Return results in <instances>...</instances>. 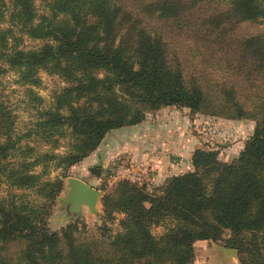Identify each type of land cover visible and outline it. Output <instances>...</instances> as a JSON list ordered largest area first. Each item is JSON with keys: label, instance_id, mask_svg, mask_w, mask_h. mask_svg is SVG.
I'll return each instance as SVG.
<instances>
[{"label": "trees", "instance_id": "obj_1", "mask_svg": "<svg viewBox=\"0 0 264 264\" xmlns=\"http://www.w3.org/2000/svg\"><path fill=\"white\" fill-rule=\"evenodd\" d=\"M43 1L39 14L34 0H0V76L15 71L21 84L36 86L45 71L65 84L22 135L0 102V191L5 184L12 190L0 198V264H193L200 241L237 250L239 264H264V3L227 0L229 9L211 12L219 0ZM154 20L185 31L196 60L171 51ZM259 22L263 31L245 39L228 25ZM22 36L44 43L26 51ZM165 107L256 126L229 163L197 150L192 172L151 192L120 182L102 198L98 235L78 221L50 230L63 183L44 180L48 169L66 172L109 132ZM29 138L47 151L22 144ZM116 215L122 218L112 234ZM156 227L164 230L158 237Z\"/></svg>", "mask_w": 264, "mask_h": 264}, {"label": "rangeland", "instance_id": "obj_2", "mask_svg": "<svg viewBox=\"0 0 264 264\" xmlns=\"http://www.w3.org/2000/svg\"><path fill=\"white\" fill-rule=\"evenodd\" d=\"M121 1L127 4L126 0ZM261 1L264 3V0ZM34 4L39 14L46 11L43 0H34ZM211 8V12H223L229 9V2L219 0L212 3ZM159 22L151 21V25L162 34L168 48L177 52L186 61L194 62L196 59H192L189 55L196 46L194 41L185 31L179 33L175 30H167ZM228 25L232 33L242 39L263 31V25L260 22ZM7 26L9 22L5 19L3 27ZM22 38L21 48L26 51L38 49L44 43L28 39L26 36ZM37 78L39 84L30 86L21 84L18 73L15 71L7 70L0 76V102L14 115L15 132L19 135L26 133L36 121L38 116L36 109L48 107L54 94L65 86L58 77L49 75L45 71H39ZM220 79L218 75L213 77L215 81ZM30 91L43 101L40 105L33 101V97L29 95ZM255 126L256 121L251 119L231 120L213 117L203 112H192L187 108L165 107L148 112L138 125L109 132L86 161L80 162L66 172L52 167L48 169L44 180L52 181L61 178L63 183V190L55 200L47 219L50 230H60L78 221L84 224L89 233L98 235V229L103 224L104 213L101 202L97 205V215L91 214L86 207L82 208L79 216H70L67 213L61 201L66 198L68 179L85 180L101 192V201L105 195L112 194L120 182L144 187L151 192L162 187L171 177L192 172L191 160L197 150L215 152L224 163L235 160L252 137ZM63 142L64 140L61 145ZM24 143L35 147L39 152L47 151L43 143L36 142L35 138L23 140L22 144ZM59 152L64 150L60 149ZM121 166L132 172L131 181L127 180L124 174H116V168ZM92 170H98V173ZM40 171V168L36 169V173ZM11 191L6 184L3 185L0 198L8 199L12 194ZM14 192L20 194L17 191ZM26 193L32 198L28 192ZM115 218V221L109 224L112 234L119 231L118 220L122 216L116 215ZM163 232L161 227L153 228V234L157 237ZM229 236L228 233L225 234V238ZM210 244L224 248L222 243L203 241L201 244L195 243V255L217 252Z\"/></svg>", "mask_w": 264, "mask_h": 264}, {"label": "water", "instance_id": "obj_3", "mask_svg": "<svg viewBox=\"0 0 264 264\" xmlns=\"http://www.w3.org/2000/svg\"><path fill=\"white\" fill-rule=\"evenodd\" d=\"M93 172L98 173V170ZM100 202L101 192L98 189L77 178L67 180L66 198L61 201V204L66 207L67 213L70 216H79L83 207H86L91 214L97 215V205ZM219 249L227 256H238L237 252L233 249L222 247H219Z\"/></svg>", "mask_w": 264, "mask_h": 264}, {"label": "crops", "instance_id": "obj_4", "mask_svg": "<svg viewBox=\"0 0 264 264\" xmlns=\"http://www.w3.org/2000/svg\"><path fill=\"white\" fill-rule=\"evenodd\" d=\"M87 159H85V161ZM80 180H82V179L80 178ZM82 181L86 182L85 180H82ZM89 185H91V184H89ZM92 187H94V186H92ZM201 242H203V241L197 242V244H201ZM211 247L212 248L215 247V251H217V252H213V253L208 252V253L203 254L201 256L195 255V259H194L193 264H239L238 256L232 257V256H227V255L223 254L219 249L220 246L211 245Z\"/></svg>", "mask_w": 264, "mask_h": 264}, {"label": "built area", "instance_id": "obj_5", "mask_svg": "<svg viewBox=\"0 0 264 264\" xmlns=\"http://www.w3.org/2000/svg\"><path fill=\"white\" fill-rule=\"evenodd\" d=\"M116 174L117 175H119V174L123 175L124 174L125 178H127V180H129V181H131L133 178L132 172L128 169H125L123 166L116 168Z\"/></svg>", "mask_w": 264, "mask_h": 264}]
</instances>
